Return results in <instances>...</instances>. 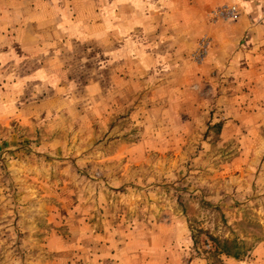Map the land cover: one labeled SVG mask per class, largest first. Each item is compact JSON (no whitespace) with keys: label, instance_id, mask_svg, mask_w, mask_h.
<instances>
[{"label":"rangeland","instance_id":"374dc122","mask_svg":"<svg viewBox=\"0 0 264 264\" xmlns=\"http://www.w3.org/2000/svg\"><path fill=\"white\" fill-rule=\"evenodd\" d=\"M235 3L264 25V0H66L86 23L101 8L107 33L145 28L156 61L116 63L103 39L99 71L72 44L54 90L26 79L36 65L1 66L0 264H239L264 249V60L239 55L264 32L221 39L239 19L212 11ZM21 41L0 31V56ZM210 234L261 240L219 259Z\"/></svg>","mask_w":264,"mask_h":264},{"label":"crops","instance_id":"0c3cea01","mask_svg":"<svg viewBox=\"0 0 264 264\" xmlns=\"http://www.w3.org/2000/svg\"><path fill=\"white\" fill-rule=\"evenodd\" d=\"M26 0L25 6L29 9V12L23 13L21 16L17 10L20 6H24L22 0H8L0 10V31L3 33L7 31V34L11 33L12 37L17 41L28 39L30 45L23 44L21 46L22 53H15L12 57L2 55L0 56V75L6 77V69L1 70V66L6 68L5 65L12 63L13 65H36L31 73H28L26 79L38 80L41 82L46 81L47 85L54 90V82L70 80L67 73L60 68L52 69V64L56 66H63L67 63L64 59L68 57H77V49L73 46H80L88 49L86 54L91 58L100 59V63H97L99 71L102 70L104 57L103 39L110 43V57L116 59V63L120 62V57L124 55L125 63H130L131 60H136L137 64L141 66L151 65V62L158 57L154 51L151 50V45L147 44L145 40V28L138 29L134 26H129L125 30L120 29L118 21H114L109 33L103 29L101 11H95V19H92L89 23L82 20L83 16L80 14V10L72 12L67 10L65 6L66 0ZM44 1V2H43ZM14 5L16 7L11 8ZM9 6V7H8ZM30 6V7H29ZM29 14V15H28ZM80 14V15H79ZM242 18V17H241ZM93 21V22H92ZM245 17L239 19L233 25H218L220 29L219 34L221 39L227 37L229 34L235 33L239 37L237 41L240 46V38L243 35L250 34L253 36L255 32H264V25H256L255 22ZM216 29V28H215ZM12 30V31H10ZM15 32V33H14ZM214 33V32H213ZM14 34V35H13ZM26 36V37H25ZM37 43V44H33ZM237 46L230 44L228 49H234ZM1 48V46H0ZM240 56L246 53L247 50H253L252 62L260 63L264 60V53L260 50H264L263 42H249V47L244 45L240 47ZM71 49V50H70ZM0 52L2 53L1 49ZM236 52H230L233 55ZM105 57L106 53H105ZM86 59V57H84ZM9 59V60H8ZM84 64L88 63L86 60H82ZM113 60L112 64H115ZM156 63V62H155ZM154 63V64H155ZM249 63V62H247ZM117 74V73H116ZM113 75L111 76V78ZM117 82L119 78L117 76ZM113 80V78H112ZM256 245V244H255ZM255 247V246H254ZM252 255V254H251ZM242 260V259H240ZM251 261H241L239 264H264V249H256L254 258ZM20 264H23L20 262Z\"/></svg>","mask_w":264,"mask_h":264},{"label":"trees","instance_id":"16d2710c","mask_svg":"<svg viewBox=\"0 0 264 264\" xmlns=\"http://www.w3.org/2000/svg\"><path fill=\"white\" fill-rule=\"evenodd\" d=\"M202 231V230H201ZM195 236V235H194ZM212 239V247L206 252L212 257L227 256L236 259H243L250 254V251L254 248L255 244L261 240L260 237L254 236L253 241H249L245 238H240L238 234L231 237H220L210 234Z\"/></svg>","mask_w":264,"mask_h":264},{"label":"built area","instance_id":"2783aa9c","mask_svg":"<svg viewBox=\"0 0 264 264\" xmlns=\"http://www.w3.org/2000/svg\"><path fill=\"white\" fill-rule=\"evenodd\" d=\"M213 18L215 19H223V20H238L242 15L241 6L237 3L235 4H226L217 7L212 11ZM206 42H202V48L206 46ZM207 48V47H206Z\"/></svg>","mask_w":264,"mask_h":264}]
</instances>
